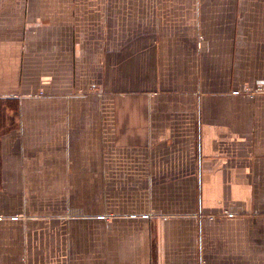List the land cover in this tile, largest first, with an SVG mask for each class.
I'll use <instances>...</instances> for the list:
<instances>
[{"label": "crops", "instance_id": "0c3cea01", "mask_svg": "<svg viewBox=\"0 0 264 264\" xmlns=\"http://www.w3.org/2000/svg\"><path fill=\"white\" fill-rule=\"evenodd\" d=\"M0 264H264V0H0Z\"/></svg>", "mask_w": 264, "mask_h": 264}, {"label": "built area", "instance_id": "2783aa9c", "mask_svg": "<svg viewBox=\"0 0 264 264\" xmlns=\"http://www.w3.org/2000/svg\"><path fill=\"white\" fill-rule=\"evenodd\" d=\"M261 89H259V88H256V89H248V95L250 96V97H253L255 94H256V92H258V91H260ZM210 217H213V216H210Z\"/></svg>", "mask_w": 264, "mask_h": 264}]
</instances>
